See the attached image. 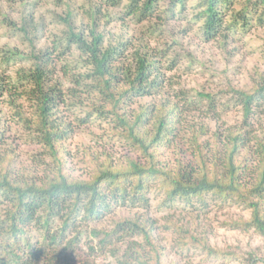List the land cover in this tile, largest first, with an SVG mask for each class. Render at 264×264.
<instances>
[{
    "label": "trees",
    "instance_id": "1",
    "mask_svg": "<svg viewBox=\"0 0 264 264\" xmlns=\"http://www.w3.org/2000/svg\"><path fill=\"white\" fill-rule=\"evenodd\" d=\"M121 1L84 0L80 16L66 5L59 20L62 29L52 33L41 48L30 42V33L41 21L27 13L14 29L24 34L29 48L0 47V68L10 72H0V96L27 130V139L55 162L39 178L15 175L11 164L0 170V264H39L41 258L46 264H55L53 260L79 248L77 234L67 238L77 228V221L88 226L90 236L81 264H98L95 256L113 257L112 264H165L144 216L114 219L109 229L95 226L120 207H146L153 187L164 203L183 201L193 206L211 197L250 209L249 219L234 224L252 228L262 236L264 245V126L256 113L264 101L263 75L259 74L250 89L231 87L230 100L240 109L241 119L225 128L220 148L218 142L210 147L203 138L208 132L205 122L189 128L185 123L196 110L203 111L205 118L218 120L223 109L215 95L180 90L175 96L178 100L141 101L161 92L164 75L143 47V38L133 46L131 62L125 59L129 40L106 38L101 19L107 21L110 9ZM160 1L128 0L119 18L150 19ZM186 1L168 0L166 10L173 12L179 6L182 11ZM195 9L200 31L209 40L218 35L226 40L251 26H264V0H197ZM78 18L87 22L76 26ZM70 55L72 60H68ZM55 58L69 82L66 87L55 75ZM18 99L26 102L29 117ZM62 106L81 122H108L140 159L128 157L119 163L123 169L102 163L92 167L85 178L69 174L61 149L73 127L58 114ZM188 131L192 159L174 166L164 163L161 152ZM2 138L0 129V142ZM176 229L183 234L182 247L195 245L207 256L228 259L229 253L211 247L206 238H198L186 227ZM260 261L264 264V257Z\"/></svg>",
    "mask_w": 264,
    "mask_h": 264
},
{
    "label": "rangeland",
    "instance_id": "2",
    "mask_svg": "<svg viewBox=\"0 0 264 264\" xmlns=\"http://www.w3.org/2000/svg\"><path fill=\"white\" fill-rule=\"evenodd\" d=\"M127 1L122 0L120 5L112 7L108 20L102 18L100 25L108 40L123 37L131 42L126 52L129 56L125 58H129L130 62L133 46L137 44L139 37L143 38V47L164 75L159 90L161 92L141 101L178 100L175 96L180 90H188L191 94L196 91L212 93L222 103L220 118H205L203 111L196 110L187 116L189 123H185V127L205 122L208 132L203 138L208 139L210 147L213 142H218L217 146L220 148L225 128L237 124L241 119L240 109L230 100L231 87L247 90L255 85L259 74L264 77V26H251L245 32L228 36L226 40L220 35L209 40L202 35L195 16L197 0H187L182 11L177 6L173 12L166 10L168 0H161L159 10L150 19L141 22L128 15L123 19L119 18ZM62 3L55 0L0 1V47L15 46L22 51L29 48L30 44L25 41L24 34L14 29L27 13H32L34 19L37 18L42 23L30 33V42L36 47H44L49 43L52 33H58L62 29L63 25L59 20L66 5L70 4L71 7L67 8L75 11L77 16L82 15L79 9L85 3L84 0H62ZM86 22V19L78 18L75 25L81 26ZM150 23L155 25L150 26ZM68 58L72 60L73 55ZM59 65L57 59L53 61L55 75L62 80L63 87H66L69 82L61 74ZM0 72L10 73L4 68H0ZM18 103L22 104L25 116L29 117L31 112L24 99H18ZM64 106L60 107L58 114L66 122H71L73 127V132L61 149L69 174L85 178L92 167L97 168L102 163H111L121 168L119 163H125L128 157L140 159L138 152L132 150L108 126V122H81L78 115L74 116L72 110ZM256 113L264 126V101L256 108ZM80 116L84 117V114L81 113ZM0 120L3 132V140L0 142V170L6 164H11L15 175L39 178L49 168L53 169V158L42 154L40 146L27 139V130L17 122V116L13 115L12 108L5 103L3 96H0ZM190 135L191 132H185L171 148L161 152L160 159L169 166L191 160L193 156L190 154L188 141ZM215 146L214 144L213 149ZM254 162L253 159L252 165ZM133 215H142L148 220L153 242L165 264H252V260L254 264H261L260 260L264 257L262 236L252 228L245 229L234 224L249 219L250 209L231 200L206 197L203 204L194 203L193 206L183 201L164 203L160 191L153 187L146 207H120L95 226L109 229L114 219ZM76 223L77 228L68 232L67 238L76 237L77 234L79 248L61 255L53 263L81 264L86 259V242L90 237L88 226L81 221ZM177 227H186L198 238H206L211 247L229 253L228 259L207 256L204 250L195 245L182 247L180 239L183 234H179ZM95 257L98 264L114 262V258L110 256L104 259ZM39 261V264H46L42 258Z\"/></svg>",
    "mask_w": 264,
    "mask_h": 264
}]
</instances>
